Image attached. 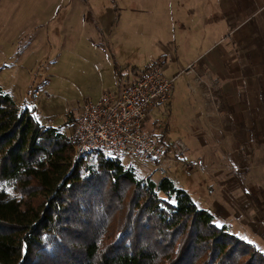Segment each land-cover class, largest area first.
Wrapping results in <instances>:
<instances>
[{
	"label": "rangeland",
	"instance_id": "1",
	"mask_svg": "<svg viewBox=\"0 0 264 264\" xmlns=\"http://www.w3.org/2000/svg\"><path fill=\"white\" fill-rule=\"evenodd\" d=\"M65 3L32 0L27 6L19 1L12 10L8 7V17L3 18L6 21L0 30V87L18 105L30 107L33 92H39L41 98L36 107L39 119L47 126L61 128L74 142L76 119L82 106L98 100L104 91L117 89L113 55L123 78L131 79L134 69L137 73L144 72L155 61L163 62L160 56L169 54L165 74L176 79L173 98L153 113L151 122L156 123L147 125L146 130L153 131L155 136L164 133L167 141L181 139L187 144L190 139L187 132L198 122L193 115L194 94L189 87L194 76L193 70L188 72L192 64L189 58L192 51L193 57L205 52V40L198 34L196 0H65ZM189 3L194 7H189ZM190 9L194 12L190 13ZM255 20L249 35L246 34L247 43L259 48L256 54L264 65V10ZM192 37L198 42L195 49L193 42L192 48L189 45ZM253 50L249 52L252 57ZM176 56L178 61L173 59ZM244 63L246 67L259 65L253 59ZM245 79L249 92L243 86L236 87L232 99L264 100V85L261 91H254L264 76ZM200 82L207 91L205 102L213 111L217 105L215 116L220 117L224 113L222 99L212 92L216 83L211 80L205 84V79ZM251 134V140L236 142L237 149L232 151H228L231 147L228 143L216 144L220 154L217 169L213 172V166L204 169L201 166V175L195 176L196 184L188 183L198 169L193 167L196 164L188 173L185 166H176L180 170L178 175L171 172L176 169L174 166L159 170L150 160L130 161L124 157L122 161L156 182L170 172L197 206L216 216L219 226L227 225L232 234L251 241L264 252V148H257L256 136ZM187 150L183 162L190 151ZM227 174L230 180L226 182ZM214 189L219 196L212 195Z\"/></svg>",
	"mask_w": 264,
	"mask_h": 264
},
{
	"label": "trees",
	"instance_id": "2",
	"mask_svg": "<svg viewBox=\"0 0 264 264\" xmlns=\"http://www.w3.org/2000/svg\"><path fill=\"white\" fill-rule=\"evenodd\" d=\"M37 114L0 87V264H264L174 179L114 155L74 160Z\"/></svg>",
	"mask_w": 264,
	"mask_h": 264
},
{
	"label": "crops",
	"instance_id": "3",
	"mask_svg": "<svg viewBox=\"0 0 264 264\" xmlns=\"http://www.w3.org/2000/svg\"><path fill=\"white\" fill-rule=\"evenodd\" d=\"M19 1L25 6L32 3V0H0V30H2V22L6 21L8 17L6 13L8 7L11 6L12 10V7L18 4ZM115 2L116 1L113 3L115 4ZM196 2L198 8L197 22L199 23L198 34L205 40L203 43L205 52L199 57H193L195 53L192 51V55L189 58L192 62L191 67H193L192 69L194 71L191 73V75L194 74V76L191 78L189 87L191 93L194 94L192 99L193 104H195L193 115L198 121L188 130L189 132H187L190 139L186 142L190 151L186 161L192 164V166L196 164V166L193 167L198 168L195 170L196 172L192 174L191 180L188 182L189 184L197 183L198 179L195 178V176L201 175V166L204 169L206 166L211 165L213 166L212 171H216V161H218L220 157V154L215 148L218 143H222L224 146L225 143H228V146L231 147L229 148L227 146L226 149L229 148L230 150L228 149V151H232L233 148L237 149L236 142L246 141L247 139L251 140V132H253L257 139V148H264V100H259L257 98L256 101L235 102L232 99V91L236 89V87L238 89L243 86L244 88L242 89H245V92L248 91L247 86L249 84L246 83V79L244 80L245 77L264 76V65L258 60L260 55L258 54L257 56L256 54L259 48H256L254 44H252V46L248 45L249 42L247 43V40L249 36L246 35L247 33L249 35L250 27H254L255 19L259 12L264 10V0H196ZM57 3L64 4L65 0H57ZM189 7L193 8L194 4L189 3ZM194 9H190V13L194 12ZM5 16L6 18L4 20L3 18ZM45 20H47V18ZM192 40H190L191 43L189 45L192 48L194 44L195 49L198 42H195L197 40H194L193 37ZM250 48L255 50H253V57L251 56L252 53H249L251 50ZM248 54H250V56H248ZM169 56V54L160 56L164 59L163 65H165V71L169 66ZM178 58L179 56H176L173 59L174 61H178ZM246 59L256 60L259 62V65L257 66L255 64V67H246L244 63ZM113 60L114 63L117 64L115 56H113ZM115 76L117 77V88L123 75L121 73L116 74L115 72ZM203 79H205V84H209L211 80H214V83H216L217 88L216 90L212 88V92L216 97L220 95L222 99V111L224 113L221 112L223 115L220 114V117L215 116L217 105L216 111H213L211 107H209V104L205 102V92L207 91L202 84L203 82H200ZM234 82L235 85L233 86ZM263 85L264 79H262L261 85L258 86L256 84L257 88L254 91H261ZM20 105L23 106L26 104ZM210 115L212 117H210ZM149 119L150 121L147 122V125L156 123L151 122L153 114ZM40 122L42 125H45L41 120ZM250 147H252V143ZM178 167L171 170L172 174H180ZM169 173L170 172H168L167 175H163V177L168 176L178 183L177 179ZM225 177L226 182L230 180L229 174ZM211 192H213L212 195L215 194L219 196L218 191L215 189Z\"/></svg>",
	"mask_w": 264,
	"mask_h": 264
},
{
	"label": "built area",
	"instance_id": "4",
	"mask_svg": "<svg viewBox=\"0 0 264 264\" xmlns=\"http://www.w3.org/2000/svg\"><path fill=\"white\" fill-rule=\"evenodd\" d=\"M150 66L131 79L122 78L117 89L104 91L98 100L82 106L73 135L75 159L114 155L130 161L150 160L159 170L183 165L188 173L192 164L183 162L187 144L181 139L160 141L146 130L147 119L171 102L176 81L166 76L163 62ZM31 97L37 107L40 93L33 92Z\"/></svg>",
	"mask_w": 264,
	"mask_h": 264
}]
</instances>
